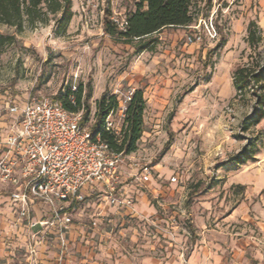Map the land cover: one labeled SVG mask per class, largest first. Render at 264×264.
I'll return each mask as SVG.
<instances>
[{
    "label": "rangeland",
    "instance_id": "rangeland-1",
    "mask_svg": "<svg viewBox=\"0 0 264 264\" xmlns=\"http://www.w3.org/2000/svg\"><path fill=\"white\" fill-rule=\"evenodd\" d=\"M72 1L75 16L63 36L56 35L54 22L38 24L0 48V109L7 101L55 98L90 84V127L105 93L120 99L130 90L144 91L145 132L130 157L138 173L147 170L152 177L145 184L128 175L122 181L126 195L139 199L137 218L119 220L115 207L103 202L106 220L85 227L96 234L94 253L103 259L185 260L205 248L239 264H264V118L244 129L255 99L237 98L232 83L235 68L251 53L248 24L254 20L264 30V0H195L191 26L164 29L143 52L138 42H120L103 29L107 11L121 23L140 0ZM15 34L0 25V36ZM112 116L121 129L124 115L117 110ZM246 150H253V159L235 163ZM131 163L126 158L125 166ZM6 188L0 185L3 264H25V245L13 246L2 230ZM92 212L85 203L74 219L90 226ZM109 250H115L113 256Z\"/></svg>",
    "mask_w": 264,
    "mask_h": 264
},
{
    "label": "built area",
    "instance_id": "built-area-1",
    "mask_svg": "<svg viewBox=\"0 0 264 264\" xmlns=\"http://www.w3.org/2000/svg\"><path fill=\"white\" fill-rule=\"evenodd\" d=\"M120 28L126 21L114 20ZM210 31L212 38L216 32ZM201 40L200 37L196 38ZM194 43V39H187ZM75 92L77 88L72 87ZM136 90L118 99L123 115ZM0 109V185L9 197L18 227L27 235L26 257L39 263L40 237L57 236L55 264H65L68 234L75 223V213L84 204L96 201L119 210L134 212V200L122 186L126 158L135 173L129 178L148 183L152 174L138 173V163L130 155L114 152L100 134H92L82 125V111L74 113L52 97L36 96L2 104ZM114 112L104 123V130L120 133ZM102 202V203H101ZM38 210L40 215L38 216ZM90 227H97L101 212L91 216Z\"/></svg>",
    "mask_w": 264,
    "mask_h": 264
},
{
    "label": "trees",
    "instance_id": "trees-1",
    "mask_svg": "<svg viewBox=\"0 0 264 264\" xmlns=\"http://www.w3.org/2000/svg\"><path fill=\"white\" fill-rule=\"evenodd\" d=\"M195 0H140L136 9L128 13L124 28L113 20L112 12L107 11L104 20L105 34L125 43L138 42V51H150L155 41L151 37L166 28L190 27L196 19L193 6ZM72 0H0V25L13 28L15 35L0 36V48L12 45L17 36L26 29L38 24L48 25L54 22L56 35L67 33L73 18ZM246 41L251 49L248 61L239 64L233 73L232 83L237 98L255 99L254 114L246 118L244 129L249 130L264 118V30L256 21L248 24ZM93 87L79 84L77 91L68 90L65 95L54 99L74 113L82 111L81 124L86 125L91 115ZM96 120L91 125L93 136L100 134L102 140L112 150L123 157L138 150L145 129V110L147 100L144 91L137 89L124 111V120L120 133L104 130V123L110 112L119 110L120 102L115 95L105 93L97 101ZM253 150H246L234 160L241 165L253 159Z\"/></svg>",
    "mask_w": 264,
    "mask_h": 264
},
{
    "label": "crops",
    "instance_id": "crops-1",
    "mask_svg": "<svg viewBox=\"0 0 264 264\" xmlns=\"http://www.w3.org/2000/svg\"><path fill=\"white\" fill-rule=\"evenodd\" d=\"M134 173L135 172L132 169H130V167H127V166L123 167L124 178H126L125 175H128V178H129V176ZM123 190L126 195L127 193L125 191V188H123ZM3 194H7V193L5 192ZM132 199L135 202L134 212L130 210L125 211V210H119L115 208L116 211H118L117 213L120 217L119 220L123 221V220H126V218L128 219L137 218L138 212L141 211V208L138 207L139 199L138 197L132 198ZM7 200H8V203H7L8 212H7V218H4V223H3L4 227L2 226V230L5 231L4 235H6L7 240L10 241L9 243H15V245H13L15 247H19L20 243H23L26 248L27 241H28L27 235L25 234V231L22 227H18L17 225H15L16 220L11 213L12 208L10 206L9 197ZM142 200H144V197H142L141 201ZM87 204H88V207L93 209V212H92L93 214L97 213V211L101 212V219L104 221L106 220L107 215L103 213L102 211L103 206H104L103 204H99L96 201H92ZM85 227L92 229L86 223L81 224L79 223V221L78 222L75 221L73 227L69 231L68 247H67L68 253H67V258H66L67 260L65 261L66 262L65 264H239V263H236L235 261H230L219 250L209 251L208 249H205V248H200L199 250L198 249L195 250L194 252L186 256L185 260L178 256L171 257L168 259H161L159 257H155L151 255H142V256L137 255L136 257L122 255V257L120 258L103 259L100 256L96 255V253H94L95 249L96 250L98 249L96 245L93 246L92 244V242L95 241L96 234L89 233L88 230L86 231ZM105 232L107 234L109 233L108 231H105ZM40 239H41V242L38 247L39 263L40 264H55L54 262L57 256L56 247L58 244L57 236L55 234H49L46 238L41 236ZM1 247H0V264H3V262L5 261L4 256L6 254L4 250H2ZM15 252L16 250L15 251L11 250L10 255L15 257ZM107 253L113 256L115 253V250L113 251L109 250ZM238 254L239 253L235 252V255H238ZM78 256H81L82 259H79ZM25 264H30L28 259L25 260Z\"/></svg>",
    "mask_w": 264,
    "mask_h": 264
}]
</instances>
